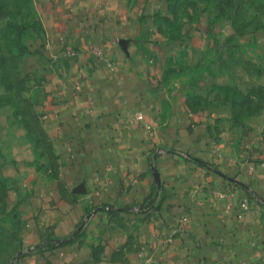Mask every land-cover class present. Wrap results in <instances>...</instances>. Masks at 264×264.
I'll return each mask as SVG.
<instances>
[{
	"label": "rangeland",
	"instance_id": "374dc122",
	"mask_svg": "<svg viewBox=\"0 0 264 264\" xmlns=\"http://www.w3.org/2000/svg\"><path fill=\"white\" fill-rule=\"evenodd\" d=\"M100 1L78 2L103 5L105 19L125 23L90 32L106 41L91 51L140 73L162 120L176 115V132L217 142L257 128L264 137V0ZM47 9L45 0H0V264H206L159 240L150 221L158 206L116 211L96 176L75 174L79 164L47 118L49 95L81 52L63 43L74 32L61 26V11ZM99 231L115 233L107 245H122L101 255ZM244 259L264 263L262 254Z\"/></svg>",
	"mask_w": 264,
	"mask_h": 264
},
{
	"label": "crops",
	"instance_id": "0c3cea01",
	"mask_svg": "<svg viewBox=\"0 0 264 264\" xmlns=\"http://www.w3.org/2000/svg\"><path fill=\"white\" fill-rule=\"evenodd\" d=\"M78 1L45 0L47 12L60 10L61 26L74 32L63 43L81 52L76 53L74 67L61 70L65 78L49 95L52 105L47 118L56 141L77 160L75 174L96 176L104 185L102 191H109L116 211L120 205L130 207L144 201L143 207L147 203L158 206L160 215L150 221L159 229V240H172L180 252L188 253L189 248L190 255H204L206 264H246L245 253L264 255L261 132L257 128L239 135L227 132L217 142L176 132V115L162 120L161 102L140 73L121 70L113 56L94 53L106 41L102 36L91 40L88 34L98 27L102 32L117 29L125 23L121 16L118 22L114 17L105 19L103 5L90 9ZM109 13L115 14L113 10ZM258 122L253 121L252 127ZM167 223L176 226L169 232ZM108 235L115 233L99 231L94 238L101 255H110L122 245H107ZM182 240L190 245L183 246ZM146 247L143 244L140 249ZM166 247L165 243L163 253Z\"/></svg>",
	"mask_w": 264,
	"mask_h": 264
},
{
	"label": "built area",
	"instance_id": "2783aa9c",
	"mask_svg": "<svg viewBox=\"0 0 264 264\" xmlns=\"http://www.w3.org/2000/svg\"><path fill=\"white\" fill-rule=\"evenodd\" d=\"M135 118L137 121H141V119H142V117L140 115H137Z\"/></svg>",
	"mask_w": 264,
	"mask_h": 264
}]
</instances>
